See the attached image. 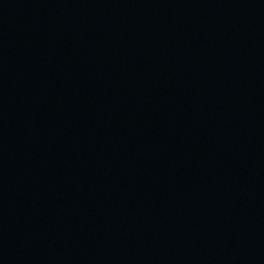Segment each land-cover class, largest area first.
Returning a JSON list of instances; mask_svg holds the SVG:
<instances>
[{
	"label": "water",
	"instance_id": "water-1",
	"mask_svg": "<svg viewBox=\"0 0 264 264\" xmlns=\"http://www.w3.org/2000/svg\"><path fill=\"white\" fill-rule=\"evenodd\" d=\"M0 264H264V0H0Z\"/></svg>",
	"mask_w": 264,
	"mask_h": 264
}]
</instances>
